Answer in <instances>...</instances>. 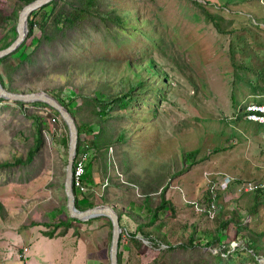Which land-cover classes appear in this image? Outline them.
<instances>
[{
	"label": "rangeland",
	"instance_id": "rangeland-1",
	"mask_svg": "<svg viewBox=\"0 0 264 264\" xmlns=\"http://www.w3.org/2000/svg\"><path fill=\"white\" fill-rule=\"evenodd\" d=\"M17 1L4 0L8 14L18 9ZM106 1L133 20L138 30L132 25L127 34L115 37L99 17L60 33L48 30L43 35L37 26L34 35L25 40L27 53L39 43L34 37H48L32 59L25 63L18 57L9 60L4 69L5 75L11 76V81L5 79L7 87L47 90L52 96L74 101L75 117L89 123L85 129L94 134L105 126L108 135L116 139L120 129L126 130L121 143L109 144V150L104 147L101 154L93 150L88 184L80 193L88 197L90 206L115 205L128 233L136 232L139 218L149 223L145 229L149 237L136 236L140 253L123 228L122 264H215L208 251L217 254L219 248L180 245L195 235L200 237L198 244L207 241L219 226L214 220L217 213L229 218L234 210L243 215L262 245L258 254L247 251L249 233L235 235L230 226L220 234L222 245L231 241L237 248L231 250L233 263L225 260L224 264H264V195L256 202L255 192L242 190V185L251 181L264 184V126L248 123L241 116L246 105L264 100V0ZM205 11L217 15L222 32ZM17 19L0 27V46L15 37L11 29ZM104 58L110 61H96ZM149 59L167 74L169 85L165 87L164 80L158 85V78L139 67L150 87H161L159 97L144 91L121 116L101 123L91 115L92 106L71 93L73 83L84 85L90 94L98 89L107 92L122 78L134 77L130 61L140 64ZM68 66L74 69L72 76L65 70ZM65 75L75 78L74 82ZM161 78L166 79L165 75ZM162 93L166 94L163 101ZM16 108L10 112L0 106V162L26 159L35 145V124ZM25 108L45 116L44 142L28 166L0 169V261L11 254L22 260L21 251L33 230L54 229L55 233L60 230L59 235H71L44 239L40 256L56 258V264H85L83 258L77 262L71 258L70 251L80 237L84 239L80 252L85 253L86 241L90 255L98 254L104 244L100 257L110 264L112 228L108 218L72 220L69 229H55L54 224L69 217L64 190L69 131L42 106ZM81 140H86L85 134ZM236 179L242 184L236 185ZM163 187L175 215L161 211L152 222L149 218L164 200ZM212 195H219L218 206L209 217L205 212ZM253 207L257 212L250 216ZM164 242L173 247L163 251L167 248L161 244ZM23 262L31 264L27 259Z\"/></svg>",
	"mask_w": 264,
	"mask_h": 264
},
{
	"label": "trees",
	"instance_id": "trees-1",
	"mask_svg": "<svg viewBox=\"0 0 264 264\" xmlns=\"http://www.w3.org/2000/svg\"><path fill=\"white\" fill-rule=\"evenodd\" d=\"M32 1L34 0H18L17 1L18 9L15 10L12 14H8L5 10L4 0H0V27L5 26V24L11 21V19L13 20V19L19 18V14L21 10L23 9V7L31 3ZM206 16L208 19H210L211 21L215 23L216 27L218 28L220 32L223 31V29L221 28V25L217 21V15L207 12ZM96 17H99L102 20V23L105 25V27H107L108 31L114 34L115 37L116 35L123 36L127 34V32L130 31L128 30V28L132 25L135 26L134 30H138L137 25L132 23L133 20L128 19L125 16L123 17L121 13L119 12L118 8L111 5L106 0H54L50 2L48 5L41 8L40 10L33 12L31 14V16L29 17V22H28L29 33L27 36V40L34 35L35 28L37 26L40 28L43 35L46 34L48 30H55L57 33H60V32L69 31L71 29H74L78 27L79 25L81 26L86 21L90 19H94ZM136 21H138V19H136ZM16 27L17 25L11 29L15 37L9 42H6L3 46H0V50H2V48H5L11 45L14 42V40L16 39V35H17ZM112 27H114V29H111ZM128 34H133V33H128ZM147 34L148 33H145V36H147ZM47 37L48 36L40 40L34 37L33 41L36 43L37 42L39 43L35 45V47H33L32 50L28 53H27L28 47L26 48V42H23L18 47V50H16L15 52H13L11 55L7 57L0 59V81L5 88H7L11 92H17V93L18 92L19 93L34 92L36 90V89H31V88L24 90L23 87L19 88L13 85L11 87H7V82L5 79L8 78V80L11 81V76L9 73L5 75L4 69H5L6 64H8L11 58L18 57L24 63L28 61L29 59H32L31 57L37 52L40 44L45 39H47ZM5 38L1 41V43L5 41ZM157 43H158L157 40H155V44ZM96 61H110V60L104 58V59H97ZM143 63H144V66H142ZM143 63L139 64V63H134L130 61L128 63V67L129 69H131L134 77L127 76L126 78H122L118 82V84L115 85V87H111L108 85L109 90L107 92H103L98 89V90H94L92 94H90V92L87 93L86 90H84L85 89L83 85L84 82H82V85H83L82 87L80 84L73 83L75 78H71L66 75L65 77L68 78L69 81L73 83L72 85L74 89L71 91V93L74 94V97L77 96L79 98H83L86 104H90L92 106V109L90 112L91 115L96 116L97 118L101 119V123H102L103 121L109 120L111 117L123 115L122 111L129 112L130 111L129 107H131L135 101L140 100L144 91L148 92L150 90V92L152 91L155 92L156 98L158 99L159 95L157 92L161 91L160 90L161 87H159L158 85L159 83H162V80H164L162 84L165 87L169 85V83L167 82V78H168L167 74H165L161 69L158 68L157 63L153 59H149L148 61L143 62ZM69 67L70 66L66 67L65 70L69 73L70 76H72L74 74V69L73 67H70V68ZM139 67H144L147 75L149 74L150 76H153L154 78H158V85H156L155 87L153 86L150 87L149 78L145 80L144 76H142V73L138 69ZM49 73L51 74V72ZM161 75H165L166 79H162ZM46 92H49V91L46 90ZM53 96L56 98V100L61 105H64L70 111V113L73 115V117L76 120V124H77L78 131H79L77 158L79 157V155L81 154V152L86 146H88L89 150H92V151L95 150V152L98 150L97 153L101 154L104 147H107L109 150V144H113L117 140L119 141V143H121V141H124L125 131H126L124 129H120V131L117 133L116 139H113L111 138V136L108 135L105 126L100 130L98 135L92 133L90 129H85V126H87L89 123L78 121L77 118L75 117V114L72 111V107L75 106V102L71 100L66 101L57 95H53ZM161 97H162V101L165 100L166 94L162 93ZM257 103L264 104V100H258ZM12 104L13 102H9V101H6L0 98V106L4 107L5 111L9 110L10 112H13L14 109L15 110L17 109L16 106L22 109V111L20 112L24 116H26L28 119H31L33 123L35 124L36 132H35V145L34 147H31L29 149L30 152L26 159L15 157L14 160L11 162L9 161L0 162V169H5L7 171L12 170L13 168H16V167H24V166H28V164H31L33 160L35 159L37 152L41 149L42 144L44 142L43 122H45V118H44L45 116L38 114L39 112L30 113L28 111V108H25V106H31V107L42 106L44 110L52 116L55 122H58L60 120V117L57 114V112L53 108L45 104H41V103L24 104V103L15 102L14 103L16 105L15 107L11 106ZM243 113H244V110L241 112V116L244 118ZM65 127L67 128L66 125ZM82 134H85L86 136L85 141L81 140ZM86 178L87 179L89 178L88 170H87V175L85 177V183L87 185L88 182ZM234 182L236 185L242 184L241 181L237 179ZM248 183H245V184H248ZM256 183H262V182H256ZM74 192L76 195V206L78 208L86 209L88 207H92L89 205V199L87 196L85 195L81 196L80 193L82 192H79V190H76V189H74ZM166 193H167L166 188H164L161 194V196H164V200L161 206L157 208L156 212L152 215V217L149 218L150 221L155 222L159 218L161 211L168 210L170 214L175 215L174 214L175 209L173 206V202H171L170 200H168V198H166L165 196ZM255 195H256L255 201L257 202V200L261 196L264 195V188L257 189L255 191ZM146 196L148 197V195ZM218 196L219 195L210 196L211 197L210 201L212 199H217ZM256 212H257L256 207H253L251 209L250 216H252ZM219 215H220V212L217 213V215L214 217V220L217 219V223L219 224V226L217 227L215 233L214 231L211 232V233H214V235L207 237V241L205 242L203 241V242H200V244H198L197 242L200 241V237H196L195 235V236H192L189 243L183 242L180 246H183L186 248V247H195V246L203 245L205 247H210V248L211 247L219 248V253L217 254L212 253V251H208L211 255L215 257V264H224L225 260L233 263L234 257L230 252L231 251V241L226 242L225 245L223 246L222 245L223 242L221 240L222 236H220L221 233L227 232V230L230 229V226H232L233 232H235V235L244 234L245 232L249 233L248 242L246 243L247 251L252 250L255 254H258V249L260 248L259 245H262L260 243L261 240L260 238H256L254 235H252L253 232H251L250 224H246V219L243 217V215L240 214L239 211H235V210L230 212L229 218L226 216L224 218L223 216L219 217ZM101 217H105V216H101ZM101 217H96L88 221L92 222V220H95ZM121 217L122 215L120 214L121 227L125 228L128 233L129 232L128 228L124 226ZM72 220L77 221L76 219H73L71 217H68V220H60L57 224H55V229L64 228V227L66 229H69L71 227ZM109 221H110V226L112 228L111 220L109 219ZM146 223L149 224L148 222L145 221V219L139 218V222L137 223L138 227L136 229V232L128 233V236L130 237L131 242L134 244V247L137 249L138 253H140L141 248L140 247L138 248L140 241L136 238V236H142L144 238H147L149 237V234H150V232L145 231V229H147ZM45 224L46 226H50V224L48 223H45ZM34 226H35V223H34ZM230 233H231V230H230ZM54 234H55V230H53L52 232H49V231L44 232L43 235L47 237H53ZM62 235H66V233H62ZM262 236H264V234ZM196 239H199V240L196 241ZM166 242L169 243L167 240ZM161 244L163 246H167V248L162 249ZM161 244L159 243V247H161L163 251H168L173 247L169 244H165V242ZM242 252L243 251L239 250V254L241 256H242ZM226 253H229V254L225 255ZM121 259H122V254L119 253V264H122ZM241 259H244V258L241 257ZM143 263L144 261H140L139 264H143ZM156 263H158V260H156Z\"/></svg>",
	"mask_w": 264,
	"mask_h": 264
},
{
	"label": "water",
	"instance_id": "water-1",
	"mask_svg": "<svg viewBox=\"0 0 264 264\" xmlns=\"http://www.w3.org/2000/svg\"><path fill=\"white\" fill-rule=\"evenodd\" d=\"M52 1L54 0H34L23 7L19 14L16 27L17 37L11 45L0 50V59L11 55L18 50V47L27 39L29 33L28 22L31 14L40 10ZM0 98L13 103L45 104L53 108L59 115L61 121L65 123L69 131L68 163L64 184L68 215L69 217L76 219L78 222L88 221L101 216L108 217L112 223V238L109 251L110 264H119L120 237L123 228L121 227L120 214L116 210L115 205L100 204L86 209H80L76 206V195L73 188V166L77 157L79 131L73 115L64 105H61L54 96L46 92H11L2 85L1 81Z\"/></svg>",
	"mask_w": 264,
	"mask_h": 264
},
{
	"label": "built area",
	"instance_id": "built-area-1",
	"mask_svg": "<svg viewBox=\"0 0 264 264\" xmlns=\"http://www.w3.org/2000/svg\"><path fill=\"white\" fill-rule=\"evenodd\" d=\"M243 114L245 121L264 126V104L249 103L248 105H246ZM93 157H94V153L92 150H89L88 146H86L83 149V151L81 152L78 158L76 157L73 166V188L79 190V192H83V191L85 192V188L87 186L85 183L87 168L90 160ZM259 188H264V184L249 182L248 184L242 185V190L245 193L255 192ZM210 198L211 197H209V204H208L209 209L206 210L205 212L208 214L209 217L212 213L215 212L218 206V203L216 201L217 199H212L210 201ZM236 248L237 245L232 243L231 250H236ZM27 252L28 249L24 248V254H26Z\"/></svg>",
	"mask_w": 264,
	"mask_h": 264
},
{
	"label": "crops",
	"instance_id": "crops-1",
	"mask_svg": "<svg viewBox=\"0 0 264 264\" xmlns=\"http://www.w3.org/2000/svg\"><path fill=\"white\" fill-rule=\"evenodd\" d=\"M55 226V224H54ZM33 228H31L30 231H32ZM54 230V229H53ZM53 230H51L50 232H52ZM85 231V230H84ZM44 232H48V230L46 229H40V230H37L34 231L33 230V235L31 236V238H29V243L24 245L25 248L28 249V252L26 254H24V251H23V247H21L22 249V254L20 255L23 259L19 261V259H17V256L11 254L10 257H7L6 258V255H5V258H3L2 256V259L0 261V264H26L25 262H23L24 260H28V262H30L31 264H48V263H51V264H56V261L57 259L55 258V260H49L47 259V256L46 257H42L39 255L40 252H42V248H43V245L42 243L46 240L44 239H49V240H57L61 237H70L71 234H68V235H59L60 233V230L56 231V233L54 234L53 237H47V236H44ZM78 239V243L80 245H78V243H76V248L73 249V251H70L72 253L71 255V258H72V261L73 262H77L79 261L78 259L80 258H83V261L85 264H106V262H104V260L100 257V253L102 252V250H104V247L105 246L104 244H102L98 250V254L96 255H90L89 254V250H88V246H87V241H86V249H85V253H83V251H79V247L82 245V241L84 240L83 238H80V237H77ZM32 240L35 241V244L32 245ZM46 245V244H45ZM11 259L10 261H6L4 263V261L6 259ZM1 259V258H0ZM30 259L32 261H30Z\"/></svg>",
	"mask_w": 264,
	"mask_h": 264
}]
</instances>
